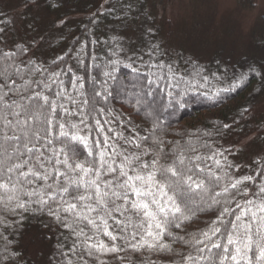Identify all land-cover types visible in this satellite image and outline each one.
Listing matches in <instances>:
<instances>
[{"label":"trees","instance_id":"16d2710c","mask_svg":"<svg viewBox=\"0 0 264 264\" xmlns=\"http://www.w3.org/2000/svg\"><path fill=\"white\" fill-rule=\"evenodd\" d=\"M19 5L22 11L15 18L6 0H0V96L8 93L0 100V106L5 101L23 106L14 109L23 112L21 123L25 116H32L29 125L32 130H40L41 135L47 127L45 116H49L54 127L50 138L58 132L57 119L66 124L64 131L68 136L61 138L63 143L47 145V141H40L37 144L46 161L53 155V148L64 150L59 156L61 160L69 157L78 162L99 160L100 151L108 159L113 146L117 152L126 149L125 155L150 149L143 159L151 161L156 155L153 141L159 139L164 142L165 151L177 146L194 148L196 151H189L187 155L204 158L200 162L204 168L200 176L205 178L208 191L192 194L195 215L180 228L170 225L174 234L191 240L193 235L199 236L201 231L208 230L213 221L223 229L234 219L231 211L224 212L225 208L236 214H240L241 208L251 207L256 211L246 201L259 204L257 194L264 188V122L253 113L257 101L264 97V54L243 55L228 65L222 64L218 52L202 61L175 51L168 39L172 23L165 17L160 19L153 0H21ZM33 7L43 9L52 18L40 37L31 29L28 34L23 33L24 26H20L21 32L16 29L17 19L25 22ZM254 44L255 52L264 53V33L254 38ZM105 72L110 76H105ZM149 79L154 81L151 85ZM97 91L101 96L95 95ZM36 93L55 99V115L37 107L44 104L42 99H29ZM64 109L70 114L66 115ZM22 130L18 129V134ZM73 134L87 139L73 141ZM249 136L247 143H243ZM145 137L147 142L143 140ZM129 140L140 143L141 147L126 143ZM89 152L95 155L90 156ZM113 159L115 167L121 157ZM57 167L66 171L60 165ZM69 175L75 178L74 173ZM88 178L85 176V181ZM111 179V175L102 176V190L104 181ZM237 181L241 183L232 188ZM50 194L54 201L76 203L67 194L63 197L58 192ZM213 196L219 203L209 207ZM82 203L97 207L92 201ZM116 203L119 205L122 201ZM13 206L14 202L8 203L9 208ZM52 207H56L55 203ZM76 212L80 213L79 218L61 208L63 220L58 222L47 211L18 209L13 213L0 205V264H181L183 256L190 252L195 255L189 245L167 236L159 243L168 244L174 252L149 249L147 245L134 251L129 245L138 244L140 236L132 239V235L143 233L139 228L128 226L127 212H114L113 218L108 219V230L117 236L115 241L103 234L96 212L86 208H77ZM221 213H224L221 217L224 225L217 220ZM84 216L101 227L89 225ZM132 219L134 225L137 218ZM244 219H250V213ZM118 220L125 222L118 224ZM81 229L83 234L76 235ZM255 231L256 225H253ZM86 237L91 239L85 242ZM146 239L152 243L150 237ZM213 239L225 242L220 234ZM99 243L105 249L90 247ZM113 244L118 250L108 251ZM255 254L257 249L253 244L250 264H258Z\"/></svg>","mask_w":264,"mask_h":264},{"label":"snow or ice","instance_id":"6c2138e0","mask_svg":"<svg viewBox=\"0 0 264 264\" xmlns=\"http://www.w3.org/2000/svg\"><path fill=\"white\" fill-rule=\"evenodd\" d=\"M150 67H157L151 65ZM163 68V65H160ZM171 70V69H169ZM134 71H138L134 69ZM105 76H110V73L105 72ZM154 75V74H153ZM154 81L149 79L148 84L151 85ZM48 87L47 85H44ZM82 87V85H81ZM4 96H0V100ZM96 96H101L99 91L95 92ZM42 99L43 105L37 107L45 109L52 115L57 113V104L55 99L49 96H41L36 93L34 97L29 99ZM75 103V101H73ZM88 103V101H84ZM46 106V107H45ZM0 112V205H3L8 211L15 213L18 209L22 212L47 211L50 216H53L58 222H62L63 218L60 215V209L64 212L75 213L76 217H80V213L76 212L77 208H86L89 212H96L98 218L101 220L103 227V234L108 236L112 241L117 239V236L110 232L108 219L113 218L114 212L129 213L125 217L129 227H135L142 230L141 232H134L132 239L137 235L140 236L138 244H130L134 251H139L141 247L147 245L149 249H158L161 252H174L168 244L159 243V241L167 236L173 241L180 240L183 244L189 245L195 252H191L181 259V264H250L249 252L252 250V245L255 244L257 254H255V261L258 264H264V188L259 190L260 203L255 204L253 200H248L246 203L256 208L253 211L251 207L241 208L237 204V208H241L240 214L228 208L224 212H230L234 216L233 220L228 221L224 225L221 218L217 217L223 229L217 226V222L213 221L212 226L206 230L201 231L199 236L193 235L191 240H185L183 236L174 234L169 226L180 228L184 221H188L195 215L193 205L196 203L192 194L199 195L208 191V185L205 178L200 176L204 171L201 166V161L204 159L199 155L188 156L189 151L195 152L194 148L185 149L181 146L174 147L169 151H165L164 142L156 139L153 144L156 145V155L151 161H146L143 156L149 155L150 149L143 153L136 152L130 155H125L126 149L120 152L116 151L113 146V151L109 154V158H105V152H99V160L78 162L67 159H59V156L64 151L60 149L56 151L53 148V155L45 160V154L41 151L37 144L40 141H47V145H54L55 143H63L61 138H66L68 133L64 131L66 124L59 119L56 120L58 132L54 138L52 132L54 130L53 120L49 116H45L44 123L47 125L43 129L44 135H41L40 130H32L29 121L33 119L32 116H25L23 123L20 117L23 112L14 109L22 108L23 106L7 103L2 106ZM27 110V109H26ZM66 115H69L67 109H64ZM11 117V118H10ZM83 123V120H81ZM100 122L97 121V124ZM72 127H76L75 124ZM227 127V126H225ZM18 129H23L19 131ZM71 139L73 141H86V137H78L73 134ZM147 142L148 138H143ZM107 141H105L106 143ZM129 144H135L136 148H140V143L136 141H126ZM43 147V145H41ZM88 155L95 154L89 152ZM114 156H120L119 164H115ZM169 157H171L169 159ZM212 159V157H208ZM111 160V163L109 162ZM216 163L219 165V161ZM57 165L62 166L66 171H61ZM105 169L104 172L101 170ZM74 173L75 178L69 175ZM103 175H111L112 179L104 181V189L100 187L101 178ZM88 176L85 181L84 177ZM219 178L217 177V180ZM246 180L253 179L252 177H245ZM64 180L65 183H61ZM211 180V177L208 178ZM51 181V183H49ZM42 182V183H37ZM241 181L232 184V188H237ZM36 185L31 188L29 186ZM55 185V187H54ZM87 185V187H85ZM84 189L81 191V189ZM88 189H91L89 191ZM227 191V189H225ZM58 192L62 197L67 194L76 201V203H69L67 200L54 201L50 193ZM247 195V191L244 193ZM220 195V193H216ZM27 197L28 199H23ZM36 197V199H33ZM115 197V199H113ZM201 200L203 196L200 197ZM213 204L219 203L215 197H211ZM122 201L117 205V201ZM84 201H92L97 207H93L92 203H82ZM14 202V206L9 208L8 203ZM55 203L56 207H52ZM35 204L37 208H31L30 205ZM127 205L128 207H125ZM103 211V215L101 212ZM257 212L261 215H257ZM250 213V219L245 220L244 217ZM133 216L136 217L133 225ZM107 217V218H105ZM89 225L94 228H100L96 221L84 216ZM125 221H117L118 224ZM230 225V227H229ZM253 225H256V231L253 232ZM64 227H69L63 224ZM83 234V229L77 232L76 235ZM220 234L224 237L223 243L213 239ZM257 239H253V237ZM146 237L152 239V243H148ZM124 237H121L123 239ZM91 237H86V241ZM200 245V247H197ZM92 248L99 247L105 249L103 243L92 244ZM108 251L116 252L118 249L115 244ZM213 250H216L213 252ZM209 253L205 256L204 253ZM178 254V253H177ZM91 255V252H89Z\"/></svg>","mask_w":264,"mask_h":264},{"label":"rangeland","instance_id":"374dc122","mask_svg":"<svg viewBox=\"0 0 264 264\" xmlns=\"http://www.w3.org/2000/svg\"><path fill=\"white\" fill-rule=\"evenodd\" d=\"M153 1L160 19L165 17L172 23V34L168 39L175 51L202 61L219 53L222 64L227 62L228 65H233L243 55L264 54L254 51V38L264 33V0ZM6 2L13 11L11 15L16 18L22 11L21 0ZM29 11L32 13L25 22L17 19L16 29L21 32L20 26H24L23 33L28 34L31 29L40 37L47 31L52 18L39 7ZM253 113L264 122V97L257 101ZM250 138L244 139L243 143Z\"/></svg>","mask_w":264,"mask_h":264}]
</instances>
